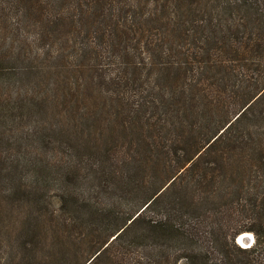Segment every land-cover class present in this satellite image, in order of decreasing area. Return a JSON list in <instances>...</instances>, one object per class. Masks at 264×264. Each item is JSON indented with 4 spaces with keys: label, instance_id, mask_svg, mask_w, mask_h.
Wrapping results in <instances>:
<instances>
[{
    "label": "trees",
    "instance_id": "trees-1",
    "mask_svg": "<svg viewBox=\"0 0 264 264\" xmlns=\"http://www.w3.org/2000/svg\"><path fill=\"white\" fill-rule=\"evenodd\" d=\"M11 7L36 61L0 58V210L20 212L0 264H264V0ZM48 103L74 123L33 154L25 117Z\"/></svg>",
    "mask_w": 264,
    "mask_h": 264
},
{
    "label": "rangeland",
    "instance_id": "rangeland-1",
    "mask_svg": "<svg viewBox=\"0 0 264 264\" xmlns=\"http://www.w3.org/2000/svg\"><path fill=\"white\" fill-rule=\"evenodd\" d=\"M16 7H11L9 9H5V10H1L0 9V58H4V57H10V56H15L17 54H23L26 53L25 55V59L27 61H25L24 63L31 65V63L29 62L30 60H33L32 64L35 63L36 59L34 57V53H29L27 52V49H22L20 47V45H24V42L22 40V43L19 44V42H17V37L15 36V40L13 38H11L10 36H8V31H7V22L4 20V16L3 15H8V16H15L16 12H15ZM3 16V17H2ZM35 22H36V18L34 17H26V19L22 20V23L20 22L19 26H20V30L19 33H21V35H24V33H26L28 36L32 35V32L35 29ZM27 48V47H26ZM31 48L33 50H35L34 46H31ZM21 51V52H18ZM66 50V49H65ZM42 77H47V76H41L38 74H32L29 77L30 80V85H33L32 91L28 88L29 92L32 93L34 95V99L37 101L39 100L38 97L39 95H42L44 92H46L48 89L45 88L46 86V79L43 80L41 82V78ZM12 85V84H11ZM41 85V86H40ZM13 90H14V86L12 85ZM40 87V88H39ZM28 92V93H29ZM14 96H11L7 101L5 102H0V103H13L14 100L12 99ZM38 102V101H37ZM53 105V104H52ZM54 106V105H53ZM51 106L50 103L45 104L43 107L44 112L40 111V113H35V114H31L28 115L31 120H27V117H25V123H24V127H23V132H26V130L30 129L28 128V126L31 127V129L34 127V123H36L37 125H39V129L37 131H33L31 132V140H30V144L31 147L33 149L32 153L37 154L38 153L35 151L36 148H43V142L42 139L40 138V134L43 133L46 130H51V128H55L57 129V133L60 134L58 137H56V142L59 141L62 137H65L63 134L66 132L67 128L72 129V125L74 123V119L73 118H65L63 117V111H61L60 114V110H61V106ZM254 126L259 125V121L257 119H253L251 122ZM36 125V126H37ZM259 127V126H258ZM21 130L20 127H10L9 130H5L6 133H9L10 135H16L20 137L21 132L19 133V131ZM5 133V132H4ZM19 133V134H18ZM64 140V139H62ZM7 199L4 198V193L1 192L0 190V203L1 204H7ZM17 217V215H20L19 210L14 212V214H11L10 210L8 209V206H4V208L2 210H0V219H3L4 222L7 223H3L0 226V229L2 232H0V243L2 244L3 247V251L6 249V245L10 244L9 240V236H10V232H7L9 230V226H10V220L13 219L14 217ZM15 237V235H14ZM7 253H9V249L8 251H6ZM11 252V249H10Z\"/></svg>",
    "mask_w": 264,
    "mask_h": 264
},
{
    "label": "water",
    "instance_id": "water-1",
    "mask_svg": "<svg viewBox=\"0 0 264 264\" xmlns=\"http://www.w3.org/2000/svg\"><path fill=\"white\" fill-rule=\"evenodd\" d=\"M247 232L249 231L241 232L236 236V242L242 247H250L255 241L254 234L250 232V235V233Z\"/></svg>",
    "mask_w": 264,
    "mask_h": 264
},
{
    "label": "bare ground",
    "instance_id": "bare-ground-1",
    "mask_svg": "<svg viewBox=\"0 0 264 264\" xmlns=\"http://www.w3.org/2000/svg\"><path fill=\"white\" fill-rule=\"evenodd\" d=\"M247 233H250V232H247ZM250 235H251V233H250Z\"/></svg>",
    "mask_w": 264,
    "mask_h": 264
}]
</instances>
